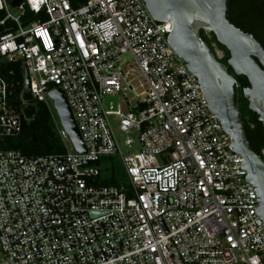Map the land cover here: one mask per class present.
<instances>
[{"label":"built area","instance_id":"obj_1","mask_svg":"<svg viewBox=\"0 0 264 264\" xmlns=\"http://www.w3.org/2000/svg\"><path fill=\"white\" fill-rule=\"evenodd\" d=\"M0 27V138L25 119L19 62L30 104L60 90L85 148L58 126L61 154L0 150V264H264L256 189L169 22L143 0H0Z\"/></svg>","mask_w":264,"mask_h":264},{"label":"water","instance_id":"obj_2","mask_svg":"<svg viewBox=\"0 0 264 264\" xmlns=\"http://www.w3.org/2000/svg\"><path fill=\"white\" fill-rule=\"evenodd\" d=\"M151 17L158 22H169L171 32L167 42L193 74L207 100L208 109L231 136L232 149L244 161L247 181L256 189L259 201L258 213L264 221V162L251 150L246 140L238 110V91L235 79L227 72L200 36V30L209 29L216 41L229 52L228 66L236 76H245L249 86L243 89L247 110L256 116L264 127V49L251 36L236 29L227 20L228 0H143ZM21 0H11L13 6ZM2 28L0 27V32ZM23 90L21 99L28 103L23 116L29 120L35 114L30 104L29 76L22 66ZM48 98L56 112L59 126L68 137L76 153L85 148L66 99L60 90L48 92ZM89 164V163H87Z\"/></svg>","mask_w":264,"mask_h":264},{"label":"trees","instance_id":"obj_3","mask_svg":"<svg viewBox=\"0 0 264 264\" xmlns=\"http://www.w3.org/2000/svg\"><path fill=\"white\" fill-rule=\"evenodd\" d=\"M201 36V33H200ZM202 37V36H201ZM209 46V41H205ZM223 50V47L219 46ZM6 71V72H5ZM8 81L14 84L15 110L21 114L23 90L22 65L19 62L7 64L4 67ZM8 72H11L8 74ZM9 75V76H8ZM35 114L29 119L22 118V130L16 137L0 138V150H17L25 156H42L49 154H61L64 152V145L58 135V120L52 107L43 103L34 104ZM243 131L249 147L264 161V131L247 111L246 102L238 105ZM118 176L113 175L109 180H103L104 185H115L118 183Z\"/></svg>","mask_w":264,"mask_h":264},{"label":"flooded vegetation","instance_id":"obj_4","mask_svg":"<svg viewBox=\"0 0 264 264\" xmlns=\"http://www.w3.org/2000/svg\"><path fill=\"white\" fill-rule=\"evenodd\" d=\"M227 20L236 29L253 37L264 49V0H228ZM200 33L204 42L209 41L212 48L211 51L217 60L225 66L227 72L235 79L238 91V105H242V100H244L247 108V101L243 98V89L249 86L247 78L245 76H236L228 66L229 52L216 41L215 36L209 29L203 28ZM219 46L223 47V50L219 49ZM216 52L220 53V56H217ZM256 62L260 69L264 71L260 63ZM251 116L264 131V127L258 122L256 116L253 114Z\"/></svg>","mask_w":264,"mask_h":264},{"label":"rangeland","instance_id":"obj_5","mask_svg":"<svg viewBox=\"0 0 264 264\" xmlns=\"http://www.w3.org/2000/svg\"><path fill=\"white\" fill-rule=\"evenodd\" d=\"M216 53H217V56H220V53H218V52H216ZM108 101L112 102L113 107H115L116 104H120V103H118L119 101L117 98H108V99H106V102H108ZM50 107H52V104H50ZM52 111H54L53 107H52ZM54 113H55V116L57 118L55 111H54ZM58 124H59V122H58ZM112 128H113L114 133L116 134V139L119 143L122 144L126 137L130 138L133 141V144H132L131 148L129 149V152L134 153L138 150L139 145H138V141H137L135 134L131 133L129 135H124V134L120 133V132H118V130L116 128V124H113V123H112ZM262 154H264V152H262Z\"/></svg>","mask_w":264,"mask_h":264}]
</instances>
